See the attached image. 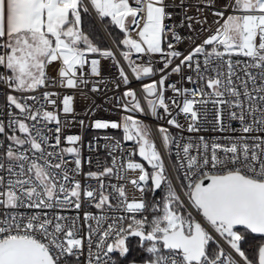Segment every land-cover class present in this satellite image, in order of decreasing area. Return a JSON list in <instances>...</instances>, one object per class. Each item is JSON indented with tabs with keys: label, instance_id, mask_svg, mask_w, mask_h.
<instances>
[{
	"label": "snow or ice",
	"instance_id": "1",
	"mask_svg": "<svg viewBox=\"0 0 264 264\" xmlns=\"http://www.w3.org/2000/svg\"><path fill=\"white\" fill-rule=\"evenodd\" d=\"M174 6L173 0H0V68L4 70L0 83L9 89L22 94L57 85L79 89L89 83L86 66L91 76L102 75L101 58L115 62L120 77L117 88L120 83L129 85V76L113 50L99 47L82 26L84 16L94 12L95 18H107L123 35L113 43L127 49L120 55L135 78H150L141 84V92L151 116L162 118L158 108L171 115L166 80L173 73L183 75L184 66L197 77L186 79L194 84L199 81V85L194 89L167 87L183 97L182 102L177 97L168 99L189 120L187 130H201L199 122L209 103L214 110L213 131L236 132L227 127V120L240 124V135L211 140L200 136L188 142L158 126L163 149L171 151L170 145L176 146L177 170H183L177 185L152 129L142 120L133 115H121L119 121L95 119L91 128L122 129L123 141L134 144L124 149L120 139L104 138L110 141L104 147L112 157L111 165L83 173L98 181V187H92L75 178L82 173L81 135L64 136L69 146L60 147L63 128L74 120L62 125L58 112L44 109V104L58 107V94L44 91L42 97L21 98L8 94L9 105L19 115L11 114L13 134L7 138L12 143L4 153L7 166L0 160V169L7 174L0 175V264H70L71 258L79 264L85 250L84 264H121L131 251L130 238H138L137 246L144 253L142 264H264V0H226L224 10L213 13L219 24L214 34L187 55L171 42L167 50L163 47L169 36L183 39L176 26L168 23ZM207 6L215 7V0H207ZM197 23L208 22L205 18ZM133 53L149 58L147 63H135ZM89 54L97 58L89 59ZM156 54L164 61L161 69L153 66ZM199 54L204 56L203 63L196 61L193 67ZM234 55L246 59L233 62ZM177 58L180 63L163 74ZM54 63L60 65L57 77L47 73ZM157 71L162 73L159 80L153 78ZM97 91L93 85L92 92ZM117 99L123 100L119 106L126 112H145L131 87ZM62 105L64 114L74 116L73 96L64 95ZM53 122L55 143L49 144L44 129ZM79 123L85 127L83 120ZM167 124L183 127L174 117ZM17 130L23 138L15 135ZM0 133H5L2 122ZM45 146L59 151H47ZM89 147L95 151L97 145L90 143ZM118 151L124 155H114ZM136 153L150 170L133 159ZM53 158L59 162L53 163ZM70 163L75 167H69ZM137 170L138 176L128 182L140 193L139 198L129 199L123 184H105L106 177L116 175L122 180L128 171ZM157 190L162 197L149 199L147 194ZM88 205L98 211H84L81 217L80 210ZM22 208H73L77 214L25 213L19 211ZM251 234L259 238L250 250L244 249Z\"/></svg>",
	"mask_w": 264,
	"mask_h": 264
},
{
	"label": "built area",
	"instance_id": "2",
	"mask_svg": "<svg viewBox=\"0 0 264 264\" xmlns=\"http://www.w3.org/2000/svg\"><path fill=\"white\" fill-rule=\"evenodd\" d=\"M174 7L170 9L174 13L173 19L168 21L170 25H175V30L178 35H180L183 39L181 41L174 40L171 36L168 37V40L164 42L163 47L167 50V43L171 42L175 46L176 50L181 51L184 55H187L192 49L203 42L208 36L214 34L216 28L219 24L215 23L217 21V17L213 14L216 10H224L223 5L225 4L226 0H215V7L207 6V0H173ZM230 11V10H229ZM227 14V13H226ZM93 20L95 21L105 43V49L113 50L114 54L116 55L117 61L121 66L124 67L126 74L129 76L130 84L123 85L120 83V87L117 88L116 84L120 82V77L118 76V70L114 67V61L110 59H103L101 58V65H102V75L100 77L91 76L89 74L90 67L86 66L85 71V78L89 81L87 85H81L79 89H67L62 88L59 85L57 86H50L47 89L41 87L40 89L35 90L34 92L29 93H19L12 89H9L3 83H0V122L3 123L5 127V133H0V160H2L7 166V159L4 156L9 144L12 142L8 140V136L13 134V129L9 127L10 120L12 119L11 114L19 115V110L15 109L14 106L9 105L7 101V95L13 94L16 95L18 98L27 95H36L42 97L44 91L56 92L58 94L57 104L58 107L53 108L51 105L44 104V109L49 111H55L59 113L62 125L65 120H74V123L71 124L69 127L63 128V134L61 139V148L68 147L69 145L64 141L63 137L67 135H81L82 143L79 145L81 148V159H82V173L77 175L75 178L80 180L82 184H87L92 187H98V181L88 178L83 173H87L89 171H103L104 166L111 165L112 157L108 154V150L105 149L104 145L109 143L110 141L105 140V137H112L114 139L121 140V147L124 149H130L133 147V141H123V130L122 129H93L90 127V124L95 119H104V120H115L119 121L121 115H133L134 117L142 120L146 125H148L152 129V137L154 142L156 143L157 147L163 152L164 156L166 157V167H168L169 172L175 177L174 183L179 185L181 182L179 179H183V170H177L178 164L176 161V146L175 144L170 145V154L167 153L166 149H163L161 144L160 134L158 132V126H164L168 128L169 133L177 140L182 142H188L189 139L195 141L198 137L203 136L206 139L211 140L213 137H223V136H234L240 135L238 129L240 124L236 120H227V127L229 129L235 128L237 129L236 132H216L213 131V117H214V110L211 103L207 105V113L206 115L202 116L200 120V128L199 132H189L187 130V124L189 120L179 112L178 108L172 104L171 100L168 98L177 97L182 102L183 97H178L175 92H173L170 88L167 87L169 84H175L177 88H196L199 85V81L196 84L188 81L186 79L187 76H192L193 80H196V73L187 67L182 66L183 75L181 74H171L168 76L165 84V97L166 102L170 106L171 115L165 114L162 108H158L157 112L160 114V117L157 118L153 117L149 114L146 101L143 100V94L141 92V84L149 82L150 78L145 77L142 81H138L135 78V75L131 72V69L128 67V62L123 59L120 55V50L118 49L117 45L113 43V39L109 35L106 28L103 26L102 22L95 18V13L91 14ZM186 17H192L191 20H188ZM207 19V24H200L197 23L198 20ZM183 22V23H182ZM219 23H223V20H219ZM188 24L192 25L190 29ZM135 35V34H133ZM191 37V39H189ZM207 50H210V46H205ZM97 58V54H89V59ZM132 60L135 63L144 62L147 63V57H140L138 54H132ZM182 58V57H181ZM154 61V68L161 69L163 68L164 61L160 59V54H156L153 58ZM204 56L203 54H199L194 58L193 67L195 66V62L198 61L201 64L203 63ZM233 62L236 60H245L246 58L242 56L234 55L232 57ZM180 59H175L173 65L165 70V73L171 71V67H174L175 64H179ZM59 64L54 63L51 67L47 69V73L51 77H57V69L59 68ZM4 71L0 68V72ZM239 71V70H238ZM162 73L159 71L156 72L155 76L153 77L156 80L160 79ZM243 76V73H239ZM95 85L99 91L92 92V87ZM126 87H131L133 90L137 92L138 98L141 100V104L145 109L144 113H135V112H126L122 107L119 105L123 103V100H118V97H122V93ZM64 95H71L74 97V116L73 114H64L62 112V99ZM21 102H25L23 99ZM29 104H33V101H27ZM203 108V106H198ZM95 109V111H91ZM176 118L178 123L182 125V128H177L172 125L167 124V119ZM83 120L85 123V127H81L79 121ZM29 124H32V121H26ZM55 123H49L47 128L44 129V134L48 135L49 144L55 143ZM49 129L52 130L49 133ZM122 134V137L120 135ZM260 133H252L251 135H257ZM15 135L24 137V134L20 133L18 130L15 132ZM96 138L93 140V138ZM223 142V141H222ZM96 144L97 148L95 151H92L89 147V144ZM17 146L13 145L15 149ZM24 147H29L25 145ZM47 151H59V149H53L51 147L45 146ZM31 155V153H29ZM114 155L123 156L124 153H114ZM66 159L71 161V156H66ZM91 160V164L88 163V160ZM133 159L136 162H140L144 164V162L135 154ZM97 161L100 162V167H97ZM59 162L53 158V163ZM145 165V164H144ZM175 166V167H174ZM69 167L74 168V164H69ZM137 172L128 171L124 177V179L120 180L117 178L116 175H113L110 178H104L105 184H123L125 185V190L129 199L136 197L139 198L140 193L133 188V186L128 182L130 179L138 176ZM0 175H7L3 169H0ZM186 185V182H185ZM3 186L0 185V188ZM111 191V189H109ZM178 191H182V189H178ZM2 211V209H0ZM19 211L28 213L34 211H44L51 214L53 211L60 213L61 215H69L75 216L77 214V210L73 208L69 209H61L56 208L55 210L52 209H28L22 208ZM84 211H91L96 213V210L91 205L86 206L85 208L80 210V215L82 217ZM195 215V213H194ZM199 219V217H196ZM87 256V251L85 250L84 258L79 261V264H84L85 258ZM70 264H77L75 258H71ZM142 264V263H141Z\"/></svg>",
	"mask_w": 264,
	"mask_h": 264
},
{
	"label": "trees",
	"instance_id": "3",
	"mask_svg": "<svg viewBox=\"0 0 264 264\" xmlns=\"http://www.w3.org/2000/svg\"><path fill=\"white\" fill-rule=\"evenodd\" d=\"M103 26L106 28V30L108 31L109 35L111 36L112 39H114L115 37L112 36L113 31L111 26L105 25V23L103 21H101ZM83 28L86 32L92 33L94 38H95V42L98 43L99 47H104L106 46V43L95 23V21L93 20L92 16L89 17L87 15L84 16V23H83ZM146 169L150 170L148 166H146ZM179 181L181 182L182 180L179 179ZM156 195L158 196V198H156ZM163 193L160 190H157L156 192H154L153 194H149L150 197H148L149 199H159L160 197H162ZM259 238V235H254L251 234L248 242L245 243L243 245L244 249L250 250L251 246L256 242V239ZM138 245V238H130L129 241V246H130V253L127 257L126 260H122L121 264H125V262H127L128 260H143L144 259V253L139 249Z\"/></svg>",
	"mask_w": 264,
	"mask_h": 264
},
{
	"label": "rangeland",
	"instance_id": "4",
	"mask_svg": "<svg viewBox=\"0 0 264 264\" xmlns=\"http://www.w3.org/2000/svg\"><path fill=\"white\" fill-rule=\"evenodd\" d=\"M103 22L105 23V25L111 26L112 31H113L112 36H114L115 39H116L117 41H118L119 39H122V38H123V35L120 33L119 29H118V28H115V26H112V25L109 23V20H108L107 18H106L105 20H103ZM116 45H117V44H116ZM117 47H118V49L120 50V52L127 50V49L125 48V46H123V45H119V46H117ZM101 48H102V49H105L106 47L104 46V47H101ZM120 137H122V134L120 135ZM167 153L171 155L170 151H168V150H167ZM144 166L146 167V165H144ZM148 167H149V169H150V166H148ZM149 194H153V193H148V194H147L148 197H150ZM156 198H158L157 195H156ZM132 261H135V264H141V263L143 262V260H128L127 262H125V264H131Z\"/></svg>",
	"mask_w": 264,
	"mask_h": 264
},
{
	"label": "water",
	"instance_id": "5",
	"mask_svg": "<svg viewBox=\"0 0 264 264\" xmlns=\"http://www.w3.org/2000/svg\"><path fill=\"white\" fill-rule=\"evenodd\" d=\"M136 155L139 157V155H138V153H136ZM142 161H143V158L142 157H139ZM144 162V164L146 165V166H149V165H147V162L146 161H143ZM254 235H259V234H254Z\"/></svg>",
	"mask_w": 264,
	"mask_h": 264
}]
</instances>
